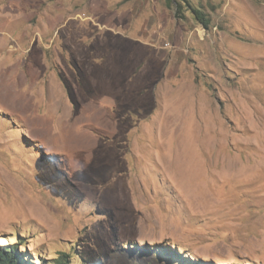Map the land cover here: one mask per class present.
<instances>
[{"label":"rangeland","instance_id":"rangeland-1","mask_svg":"<svg viewBox=\"0 0 264 264\" xmlns=\"http://www.w3.org/2000/svg\"><path fill=\"white\" fill-rule=\"evenodd\" d=\"M14 247L28 264H264V0H0Z\"/></svg>","mask_w":264,"mask_h":264},{"label":"trees","instance_id":"trees-1","mask_svg":"<svg viewBox=\"0 0 264 264\" xmlns=\"http://www.w3.org/2000/svg\"><path fill=\"white\" fill-rule=\"evenodd\" d=\"M195 18L203 22L204 25H207V22L203 19V13L198 9H193ZM18 241V237L15 238ZM160 257L159 262L162 264H207V263H198L197 261L191 260L188 257H184L176 250H159ZM65 258L66 254H62ZM0 264H28V262L22 260L19 256V253L16 251V247L13 250L5 251L0 248ZM53 264H65L63 259L57 260ZM210 264V263H209Z\"/></svg>","mask_w":264,"mask_h":264},{"label":"bare ground","instance_id":"bare-ground-1","mask_svg":"<svg viewBox=\"0 0 264 264\" xmlns=\"http://www.w3.org/2000/svg\"><path fill=\"white\" fill-rule=\"evenodd\" d=\"M21 206H22V205H21ZM21 206H20V207H21ZM24 207H25V206H24ZM21 208H22V207H21ZM26 211H27V210H26ZM24 212H25V211H24ZM26 213H28V212H26Z\"/></svg>","mask_w":264,"mask_h":264}]
</instances>
